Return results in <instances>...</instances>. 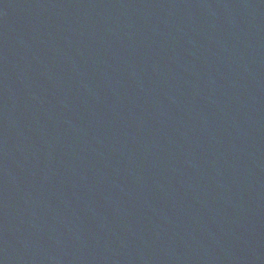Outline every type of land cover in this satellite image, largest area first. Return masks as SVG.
Instances as JSON below:
<instances>
[{"label": "water", "instance_id": "obj_1", "mask_svg": "<svg viewBox=\"0 0 264 264\" xmlns=\"http://www.w3.org/2000/svg\"><path fill=\"white\" fill-rule=\"evenodd\" d=\"M0 264H264V0H0Z\"/></svg>", "mask_w": 264, "mask_h": 264}]
</instances>
